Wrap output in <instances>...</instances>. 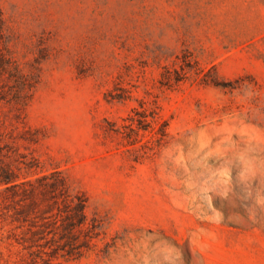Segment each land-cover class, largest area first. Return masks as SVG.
Masks as SVG:
<instances>
[{"label":"rangeland","instance_id":"obj_1","mask_svg":"<svg viewBox=\"0 0 264 264\" xmlns=\"http://www.w3.org/2000/svg\"><path fill=\"white\" fill-rule=\"evenodd\" d=\"M3 172L99 228L50 258L40 194L0 183V264H264V0H0Z\"/></svg>","mask_w":264,"mask_h":264},{"label":"trees","instance_id":"obj_2","mask_svg":"<svg viewBox=\"0 0 264 264\" xmlns=\"http://www.w3.org/2000/svg\"><path fill=\"white\" fill-rule=\"evenodd\" d=\"M175 73H177L175 82H178L185 74V70L180 67V72L175 70ZM171 79L169 75L164 74L162 83L170 85ZM141 123L148 124L147 120L143 119L142 122H139V128L142 127ZM160 124L157 134L164 137L166 134L165 125L164 123ZM12 179L10 173L3 172L0 175V183L11 184ZM8 188L16 196L19 195L18 190L21 189L24 199H29L27 208L37 207L42 202L43 209L48 211L49 215L44 218H51L49 225H52V229L47 233L56 234L57 239L54 238L55 245L45 252L48 257H56L60 253H62L61 256L64 254L79 255L83 249L91 247L92 239L98 235V221L95 217H88L84 195L79 192L69 193L63 178L51 173L36 178L34 181L11 184ZM37 193L40 194L39 203L35 200Z\"/></svg>","mask_w":264,"mask_h":264}]
</instances>
